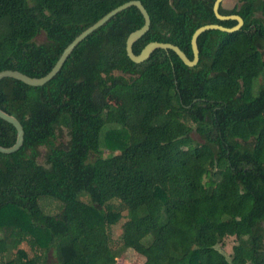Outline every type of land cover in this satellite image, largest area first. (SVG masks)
Wrapping results in <instances>:
<instances>
[{"label": "trees", "instance_id": "obj_1", "mask_svg": "<svg viewBox=\"0 0 264 264\" xmlns=\"http://www.w3.org/2000/svg\"><path fill=\"white\" fill-rule=\"evenodd\" d=\"M125 1L0 0V70L44 75L77 34ZM140 1L150 26L135 53L161 41L192 58L197 27L236 23L215 17L214 0ZM219 12L243 25L200 34L194 66L163 49L130 60L125 39L143 24L130 6L45 84L0 80V108L24 130L17 151L0 153V264H48L50 250L49 264H116L127 248L142 264H264V0ZM105 126L103 142L118 151L110 158L99 148ZM15 137L0 118V145ZM44 195L59 211H42ZM230 236L228 259L216 246Z\"/></svg>", "mask_w": 264, "mask_h": 264}, {"label": "water", "instance_id": "obj_2", "mask_svg": "<svg viewBox=\"0 0 264 264\" xmlns=\"http://www.w3.org/2000/svg\"><path fill=\"white\" fill-rule=\"evenodd\" d=\"M222 2L223 0H214L213 2L212 10L215 17L218 20H228V19L235 20L236 23L230 27L224 26L219 23H207L197 27L192 33L190 39L192 58H189L179 46L171 42H161V41H150L147 44H145L138 53H135L132 48L133 43L149 29L150 16L140 0H128L112 8L104 15H102L99 19H97L95 22H93L91 25L83 29L79 34H77L64 47V49L62 50L61 54L59 55V57L57 58L51 69L44 75L35 77L25 74L16 69H2L0 70V80L4 77H9L19 80L31 86H40L45 84L60 71L61 67L68 58L69 54L83 39H85L93 31H95L97 28H99L107 21H109L118 12L130 6H135L143 17V24L139 28L130 32L125 39V52L130 60H132L135 63H139L149 58V56L155 49H163V50H172L185 65L194 66L199 59V48L197 44V39L200 36V34L208 30L234 32L239 30L243 25V19L239 15L237 14L223 15L219 12V7L221 6ZM0 118L10 123L16 130V137L13 144L10 146L0 145V153L8 154L15 152L23 144V139H24L23 126L15 116L5 112L1 108H0Z\"/></svg>", "mask_w": 264, "mask_h": 264}, {"label": "rangeland", "instance_id": "obj_3", "mask_svg": "<svg viewBox=\"0 0 264 264\" xmlns=\"http://www.w3.org/2000/svg\"><path fill=\"white\" fill-rule=\"evenodd\" d=\"M236 2H237V0H223L222 6L224 8H231L232 6H234L236 4ZM43 38H44V35L39 34L36 37V40L39 42V41H42ZM256 92H257V86L255 84L254 88H253V93L256 94ZM109 127L105 126L103 128V130L101 132V137H100L99 148L101 151V157H103V158H110V157H112L118 153V151L113 149L112 147H110L109 144H105L103 142L104 131ZM195 137L197 138V136H195ZM67 138H68L67 135L63 134L61 139L65 141V140H67ZM44 151H45V148L42 147L41 148V155L44 153ZM90 159H92V158L90 157ZM38 162L40 164L44 165L42 156L39 157ZM193 171L195 173L201 172V170H199V169H193ZM81 198L86 202H88V200H89L87 195H83V196H81ZM38 203H39V206L42 209V211L44 213L50 214V215H53L54 213L59 211V209H60L59 205L62 206V203L59 200L54 199V198L47 196V195L39 197ZM112 203L114 206H116L117 208L120 209V204L117 200H113ZM125 220H126V211L121 210V215H120L118 221L115 224L111 225V235L113 237V241L118 240L119 234L121 232L120 226ZM234 241H235V239L233 237H227L224 241V245H222V246L218 245L217 248L225 256H228L231 252ZM114 245L117 246L118 243L114 242ZM23 247L26 250H28L27 245H23ZM27 252H29V251H27ZM144 259H145V257L141 253H138L131 248H127L124 251H122L121 254H119V256L116 259V264H141V261L143 262ZM54 261H55L54 252H53V250H50L47 254V263L49 264V263L54 262Z\"/></svg>", "mask_w": 264, "mask_h": 264}, {"label": "crops", "instance_id": "obj_4", "mask_svg": "<svg viewBox=\"0 0 264 264\" xmlns=\"http://www.w3.org/2000/svg\"><path fill=\"white\" fill-rule=\"evenodd\" d=\"M230 237H232V236H230ZM233 238H234V237H233ZM224 241H225V239H224ZM234 243H235V241H234ZM221 246H222V245H221ZM216 248H217V246H216ZM217 249H218V248H217ZM221 253H222V252H221ZM231 253H232V249H231V252H230V254H231ZM230 254H229V255H230ZM229 255H228V256H225V257L229 259V258H230V256H229ZM142 263H143V262L141 261V264H142Z\"/></svg>", "mask_w": 264, "mask_h": 264}]
</instances>
